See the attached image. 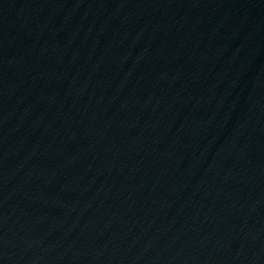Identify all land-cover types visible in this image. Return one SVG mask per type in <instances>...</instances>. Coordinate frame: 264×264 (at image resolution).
<instances>
[{
  "label": "water",
  "instance_id": "1",
  "mask_svg": "<svg viewBox=\"0 0 264 264\" xmlns=\"http://www.w3.org/2000/svg\"><path fill=\"white\" fill-rule=\"evenodd\" d=\"M0 264H264V0H0Z\"/></svg>",
  "mask_w": 264,
  "mask_h": 264
}]
</instances>
